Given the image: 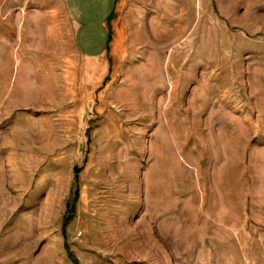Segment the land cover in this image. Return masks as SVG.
<instances>
[{
    "label": "rangeland",
    "instance_id": "rangeland-1",
    "mask_svg": "<svg viewBox=\"0 0 264 264\" xmlns=\"http://www.w3.org/2000/svg\"><path fill=\"white\" fill-rule=\"evenodd\" d=\"M122 1L0 0V264H264V0Z\"/></svg>",
    "mask_w": 264,
    "mask_h": 264
},
{
    "label": "crops",
    "instance_id": "crops-1",
    "mask_svg": "<svg viewBox=\"0 0 264 264\" xmlns=\"http://www.w3.org/2000/svg\"><path fill=\"white\" fill-rule=\"evenodd\" d=\"M127 3L121 0H65L74 28L73 42L80 55L97 58L105 54L114 35L126 27L123 11Z\"/></svg>",
    "mask_w": 264,
    "mask_h": 264
}]
</instances>
